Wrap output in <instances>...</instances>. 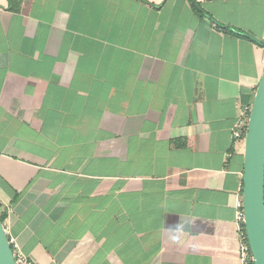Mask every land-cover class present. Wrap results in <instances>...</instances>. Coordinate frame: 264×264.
<instances>
[{"label": "crops", "instance_id": "0c3cea01", "mask_svg": "<svg viewBox=\"0 0 264 264\" xmlns=\"http://www.w3.org/2000/svg\"><path fill=\"white\" fill-rule=\"evenodd\" d=\"M264 0H0V211L34 264H243ZM252 99V100H251Z\"/></svg>", "mask_w": 264, "mask_h": 264}, {"label": "water", "instance_id": "95a60500", "mask_svg": "<svg viewBox=\"0 0 264 264\" xmlns=\"http://www.w3.org/2000/svg\"><path fill=\"white\" fill-rule=\"evenodd\" d=\"M242 199L254 264H264V72L249 116L244 148ZM0 264H17L0 220Z\"/></svg>", "mask_w": 264, "mask_h": 264}, {"label": "built area", "instance_id": "2783aa9c", "mask_svg": "<svg viewBox=\"0 0 264 264\" xmlns=\"http://www.w3.org/2000/svg\"><path fill=\"white\" fill-rule=\"evenodd\" d=\"M251 110H252V103L242 106L241 118L238 121L237 126L233 131L234 141L242 140L243 142H245L247 125ZM235 222L238 233V239L240 243L241 260L243 264H254L253 256L251 254L250 245L247 237L246 227H245L246 216H245L244 203L242 197L240 200H238L236 204ZM13 252L17 264H34L32 260L24 256L20 251L15 250L13 248Z\"/></svg>", "mask_w": 264, "mask_h": 264}, {"label": "trees", "instance_id": "16d2710c", "mask_svg": "<svg viewBox=\"0 0 264 264\" xmlns=\"http://www.w3.org/2000/svg\"><path fill=\"white\" fill-rule=\"evenodd\" d=\"M251 100H252V99H251ZM6 217H7L6 212H5V211H0V220H1L2 223L5 222ZM12 248H13V247H12Z\"/></svg>", "mask_w": 264, "mask_h": 264}]
</instances>
